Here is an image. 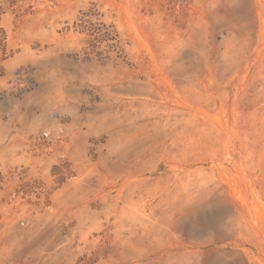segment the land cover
<instances>
[{
  "label": "rangeland",
  "instance_id": "rangeland-1",
  "mask_svg": "<svg viewBox=\"0 0 264 264\" xmlns=\"http://www.w3.org/2000/svg\"><path fill=\"white\" fill-rule=\"evenodd\" d=\"M0 264H264V0H0Z\"/></svg>",
  "mask_w": 264,
  "mask_h": 264
}]
</instances>
